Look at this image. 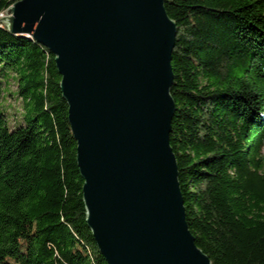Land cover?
Instances as JSON below:
<instances>
[{
	"label": "trees",
	"instance_id": "obj_1",
	"mask_svg": "<svg viewBox=\"0 0 264 264\" xmlns=\"http://www.w3.org/2000/svg\"><path fill=\"white\" fill-rule=\"evenodd\" d=\"M17 1L0 0V13ZM166 9L178 28L171 146L189 229L212 264H264V0ZM61 79L47 47L0 21V95L22 104L14 127L0 112V264H108L86 221Z\"/></svg>",
	"mask_w": 264,
	"mask_h": 264
},
{
	"label": "water",
	"instance_id": "obj_2",
	"mask_svg": "<svg viewBox=\"0 0 264 264\" xmlns=\"http://www.w3.org/2000/svg\"><path fill=\"white\" fill-rule=\"evenodd\" d=\"M55 56L86 221L108 264H212L171 146L177 23L166 0H19L0 13Z\"/></svg>",
	"mask_w": 264,
	"mask_h": 264
},
{
	"label": "rangeland",
	"instance_id": "obj_3",
	"mask_svg": "<svg viewBox=\"0 0 264 264\" xmlns=\"http://www.w3.org/2000/svg\"><path fill=\"white\" fill-rule=\"evenodd\" d=\"M10 94L0 95V112H3L6 116L9 126L14 127L16 119L20 116V109H22L21 101H18L16 92H10ZM28 228L30 231H34L35 225L29 224ZM26 243L22 240L17 241V253L24 251ZM10 261H14V257H8Z\"/></svg>",
	"mask_w": 264,
	"mask_h": 264
}]
</instances>
